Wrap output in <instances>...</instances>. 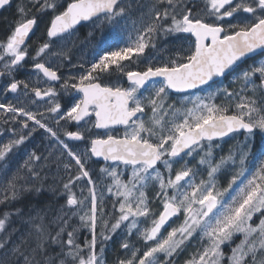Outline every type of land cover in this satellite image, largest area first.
I'll list each match as a JSON object with an SVG mask.
<instances>
[{"label": "snow or ice", "instance_id": "1", "mask_svg": "<svg viewBox=\"0 0 264 264\" xmlns=\"http://www.w3.org/2000/svg\"><path fill=\"white\" fill-rule=\"evenodd\" d=\"M199 2L0 0V11L16 9L15 18L7 21L8 34L0 40V77L5 78L0 94H17L16 103H0V110L5 123L20 118L22 128L28 129L27 134L14 133L15 139L0 144V161H5L0 164V205L7 209L0 211V264H105L103 252L122 227L127 236L135 233L142 239L145 247L142 250L123 240L120 247L126 250V257L116 264H172L177 252L194 236L201 247L185 264H264V146L258 149L259 165L253 171L246 166L257 130L264 134V0H204L202 8ZM49 12L47 39L30 57V35ZM134 15L137 19L133 20ZM129 20L134 38L130 35L115 50L101 48L90 67L79 66L82 73H60L53 58H70L56 45L70 41L77 25L91 22L102 28L105 23ZM168 37L188 41L187 54L152 63L146 50L159 53L163 46L158 48L157 42ZM29 58L35 83L17 80L14 75ZM248 60L252 62L241 68ZM140 63L145 64L143 69H139ZM132 64L137 67H130ZM233 73L240 87L235 92L222 89L228 103L213 102L220 89L206 97H185L181 107L169 103V90L185 92L205 85L211 89L214 78ZM41 77L47 85L44 88L38 86ZM112 77L116 83L105 82ZM121 78L125 83L119 82ZM155 78H161L158 87ZM29 93L52 102L47 112L56 114L57 124L61 120L77 125L92 122L94 128L106 130L120 125L123 134L117 137L109 131L103 137H89L85 149L75 152L44 122V113L23 106L21 97L27 98ZM63 96H71L72 102L61 111ZM36 127L56 138L70 158L63 164L67 179L61 177L59 190L48 188L55 193L54 199L64 197L51 216L50 202L35 215L31 206L26 212L18 203L26 195L44 190L42 181L47 177L41 172L46 156L30 152L23 165L8 174L7 157ZM240 130L247 133L245 142L217 159L213 149L218 145L213 141ZM64 135L77 141L86 139L80 130H65ZM194 153L199 156L197 167L190 166L187 159ZM93 157L112 162L100 169L113 181L107 187L109 193L115 190L111 213L99 199L87 167ZM121 164L130 167V178L122 179L123 173L117 171ZM237 165L227 187L220 188L218 174ZM199 166H204L207 178L197 181ZM22 171L26 175H21ZM246 172L243 186L234 190L233 185ZM27 177L41 183L29 185ZM149 185L156 188L153 199L160 202L162 211L151 207ZM224 193H229L227 199L221 198ZM14 203L18 205L15 208ZM181 215L178 227L162 232L170 219ZM13 217L21 227L13 226ZM149 223L150 227H142ZM84 230L88 236L82 237ZM238 235L241 239L233 244ZM225 245L229 247L227 255Z\"/></svg>", "mask_w": 264, "mask_h": 264}, {"label": "flooded vegetation", "instance_id": "2", "mask_svg": "<svg viewBox=\"0 0 264 264\" xmlns=\"http://www.w3.org/2000/svg\"><path fill=\"white\" fill-rule=\"evenodd\" d=\"M242 16L247 17V14H242ZM226 19H229V18H226ZM93 26H94L93 23H88V24L80 26L79 28L75 30L74 35L70 38V41H61L58 45H56L58 50H63L64 52L67 53V56L70 58L67 60L53 58L54 63L59 64L60 73L63 74L64 76L76 75L78 73H82L84 69H87L88 67H90L91 63L95 60L101 48L115 50L117 46H123L124 43L128 41V40L123 41V39L122 40L119 39L120 37L109 38V37L90 36ZM8 31L9 30L6 29V31L3 33V36L0 35V40L6 37V34H8ZM179 35L183 37V36H187L188 34H179ZM46 39H47L46 36H36V37L31 36L29 38L28 43L31 45L29 49L30 57L35 55V48L37 47V45L39 43L44 42ZM161 46H163V50L160 51L159 53L151 49L146 50L145 56H152L153 58L152 63L154 64H159L160 62H166L170 58H175L177 53H179L180 55L187 54L189 42L182 38L177 39L176 37H168L167 39L161 38L157 42V47L161 48ZM251 62H252L251 60H248L245 63L241 64L240 67L245 68ZM32 63L33 62L30 58L27 59L25 62V67L21 68L19 71H17L14 74L15 78L17 80H25V81H28L31 79V82L35 83L37 77L32 68ZM125 63H128V62H125ZM80 65H83L84 69H81L79 67ZM130 67L136 68L137 66L135 64H132L130 65ZM144 67H145L144 63L139 64V69H143ZM234 75L235 73L227 75L223 79L216 81L213 84V87L211 89L208 86H205L199 89H194V90L183 92V93H176L173 90H169L168 99L171 98L172 102H179L180 100L181 101L184 100L183 98L185 97H195L197 95L201 97H206L208 96L210 91H217L226 82H230V80H233ZM43 79L44 78L41 77V82L38 85L41 88H44L47 86L43 83ZM160 79L161 78L155 79L157 87L159 86ZM105 82L116 83L117 81L115 77H112L111 80H106ZM119 82L122 84L125 83L124 78H121ZM4 83H5V78L0 77V88L3 87ZM57 87H59L58 84H57ZM239 87L240 85H237V86L233 85L232 92H235L236 90H238ZM219 92L220 91H217L218 95H219ZM150 93H151V90H149V92H145V95H149ZM16 96L17 94H13V93L0 94V103H5V102L16 103ZM21 99L24 100L23 106L25 108L27 107L26 106L27 103H29V105L33 109L36 107V110H32L33 112L44 113V122L47 123L49 127L53 128V130L57 132V134L64 140V142L68 144V147L70 149L78 153L85 149V147L87 146L89 137L96 138L98 135L103 137L104 134L109 131L111 132V134L116 135L117 137H120L122 136L123 131H124V127L118 126V125L114 126V128L110 130L96 129L93 127L92 122L85 124L83 121L80 122V125H77L75 122L65 123V121L63 120H61L60 123L57 124L56 114H50L47 112V108L52 103L47 97H45L44 99H40L38 97H35L34 94L29 93V96L27 98L21 97ZM32 100H35L34 104L31 102ZM71 102H72L71 96H63V98L60 99V103L62 106L61 111H64L65 108H67ZM229 114H231V110ZM7 116L10 117L11 114L9 113L7 114ZM4 118L5 116L3 114V110H0V144L6 142L9 139H15L16 136L14 135V133L27 134L28 129H23L21 124L19 123V120H17L16 122H11L9 120L8 123H5ZM91 121H94V117L91 118ZM65 130L83 131L85 132L86 139L85 141L72 140L64 135ZM43 131L44 129H42L41 132ZM233 135H237L240 138H244L246 137L247 133H235ZM227 138L222 139V140H215L213 141V144L217 145L219 142L225 141ZM27 147H28V144H27V141H25V143L20 145L18 149H15L16 155L13 154L12 158H10V160H7L8 168H11V167L13 168L15 165H17V162L15 161V156H16V159L19 161L20 165L22 162H24V158H25L24 153L26 152ZM36 147L37 149L39 148V146L37 145ZM213 152L218 154V151H213ZM67 160L69 161L67 153H65V158L61 161L62 168H63V164L68 162ZM4 163L5 161L4 162L0 161V164H4ZM111 164L112 162L110 161L105 162V161H101L93 157L92 160L89 161L87 165V167L91 171L93 180L96 182V188H97V192L99 193V195L102 194V191H103L102 183L104 182V178H103V175L101 174L100 169L105 166L111 165ZM62 168H61V172H62ZM118 168L125 169V172H127L128 174L131 172L130 167L126 168L122 164L119 165ZM62 174H63V177L67 179L64 173ZM125 178L128 179L130 177L126 174ZM102 202L105 205L106 211L111 213L113 211L111 207L112 203H110L109 200H105ZM81 236L82 237L88 236L87 230H84L81 233ZM125 239H127L130 245H135V247L137 248H140L143 250V248L145 247L142 239H140L135 233L132 236H127L122 227L120 230H118V232L113 237V239L108 242V246L105 248L103 252L105 264H116V261L118 259H124L126 257V250L120 247L121 242ZM98 248H99V245H98Z\"/></svg>", "mask_w": 264, "mask_h": 264}, {"label": "rangeland", "instance_id": "3", "mask_svg": "<svg viewBox=\"0 0 264 264\" xmlns=\"http://www.w3.org/2000/svg\"><path fill=\"white\" fill-rule=\"evenodd\" d=\"M204 0H200L199 2V7H203ZM1 14V13H0ZM248 15V14H247ZM132 19H137V17L134 15ZM136 27H140V24L137 23ZM134 37L135 36V31L133 29V25L131 20L125 22L121 21L119 23H114V24H104L102 28H98L95 24L92 27V31L90 36H98V37H120L119 39H123V41H127L129 36ZM38 36V35H37ZM239 85V83L235 82L234 80H230V82H226L224 85L220 87V92L219 95L215 96V99L213 102L217 104H225L228 103V99L224 96L222 89L223 88H228L229 91H232V86ZM194 98V97H192ZM184 99V98H183ZM169 103L174 104L176 107H181L185 105V100H180L179 102H172L171 98H169ZM26 109L28 110H36V107L33 109L29 103L26 105ZM187 107H191V104H187ZM233 111L232 109H230ZM146 113L150 115L148 110L146 109ZM147 118V117H145ZM20 118H18L19 120ZM167 119V117H166ZM33 122L29 121V128H32ZM42 129L40 130L39 127H36V130L31 134V136L26 140L28 147L26 152L24 153V161L27 159V156L30 152L35 151L37 154H40L42 156L47 157V161L45 162V167L43 168V171L41 172V176H46L47 179H44L42 181L44 185V190L48 191L49 186H52L56 189L60 188L61 186V177H63V174L61 172L62 168V160L65 158V153L66 151L62 148V146L58 143L56 138L51 137L49 133H47L45 130L41 132ZM58 135V134H57ZM59 136V135H58ZM60 137V136H59ZM61 140H63L60 137ZM8 141V140H7ZM6 141V142H7ZM64 141V140H63ZM245 142V137L240 138L237 135L230 136L227 138L225 141L219 142L217 145L218 147H214L213 151H218V154L214 152V156L218 159L220 156H226L229 151L235 152L237 149V146L242 145ZM257 142L258 145L264 146V134L260 133L259 130H257L256 135L254 137L253 145ZM65 143V142H64ZM37 146L39 148L37 149ZM253 148V147H252ZM16 150H14V153H10L9 156L7 157V160H10L12 158V155H16ZM50 154V155H49ZM253 154V153H252ZM252 154L249 156V160L247 163V168L249 171H253L258 164L254 162V160L251 159ZM189 160L190 166L197 167V161L199 160V156H197L195 153L191 157H187ZM15 161L17 162V165H15L13 168H8V174L9 176L16 171V169L20 166L23 165L24 162L19 164V161L16 159L15 156ZM4 162V161H1ZM178 167V165H177ZM200 172L199 175L197 176V181L201 178L206 179V171L204 169V166H199ZM238 170V165L236 168H228L227 170L224 171L223 174H218V186L220 188H225L227 187L228 181L231 179V176L235 173V171ZM118 172H122V179H126L125 175L127 174L129 177L131 175V172L128 174L125 172V169L123 168H117ZM161 171H164L163 168H161ZM101 174L103 175L104 182L102 183L103 185V191L102 194L99 195L97 194L99 199L102 201L109 200L110 203L116 201V197L114 195L115 190H113V193H109L107 191V187L111 186L113 181L111 177L105 176L102 172ZM249 172L245 173V176H241L238 180L236 185H233V188L237 189V186H243L242 181H245V178L248 176ZM21 175H26L25 172H21ZM66 179L65 177H63ZM29 185L32 184H40L41 181L35 180L34 178L27 177ZM81 187H84L83 184H80ZM86 192V189H85ZM156 188L153 185H149L148 189V195L150 200H152L151 207L156 210V211H162V205L158 200H154L153 197L155 196ZM172 193V190H169V194ZM233 194V193H232ZM229 196V193H224L222 199H227ZM2 205H0L1 207ZM105 206V205H104ZM143 219V218H142ZM183 221V216H179L175 220H173L171 223H168L165 225V228L162 229V232H166L167 230H170L172 227H178ZM256 222V218L254 217L253 223ZM13 226L15 227H21L19 222L16 220L15 217H13ZM142 227H150L149 224L142 225ZM241 237L238 235L234 237L233 244L238 243ZM150 243V242H149ZM201 247V244L199 243L198 239L196 236H194L190 241L186 243V246L183 251H178L177 254L174 256L172 264H185V261L189 259L191 254L196 251L197 248ZM223 250L226 253V255L229 253V247L228 245L223 246Z\"/></svg>", "mask_w": 264, "mask_h": 264}, {"label": "trees", "instance_id": "4", "mask_svg": "<svg viewBox=\"0 0 264 264\" xmlns=\"http://www.w3.org/2000/svg\"><path fill=\"white\" fill-rule=\"evenodd\" d=\"M0 13H1L0 14V35L3 36V33L6 31V29H8L7 21L13 20L16 16V9H15V7H12L10 9H8L7 11H0ZM51 15H52V13L49 12V13H47V15H44L40 19L39 25L36 28L35 32L33 33L32 37H36L37 35L38 36H46V30H47V27L49 26V20H50ZM5 23L7 25H5ZM259 148H261V146L258 145L256 142L253 145V148H252L253 154L251 157V159L254 160V162H256L258 165L260 162V156H259V152H258ZM68 159H69V161L68 160L67 161L70 162L69 157H68ZM73 171H75V168H73ZM62 173H64V175H65L64 168H62ZM57 190H59V188ZM233 194H234V192H233ZM54 196H55V193H53L51 191L42 190V192L39 195H36V194L26 195L18 203L24 205L26 212L28 211L29 206H31L33 208L32 214L35 215V211L37 209L43 207L46 202H50L52 205V211L49 213V216H51V215L55 214V210L58 207V205L64 203V197L63 196H60L58 199H54ZM16 206H18L17 203H14L12 205L13 208H15ZM6 210L7 209H5L3 206L0 207V211H6Z\"/></svg>", "mask_w": 264, "mask_h": 264}, {"label": "water", "instance_id": "5", "mask_svg": "<svg viewBox=\"0 0 264 264\" xmlns=\"http://www.w3.org/2000/svg\"><path fill=\"white\" fill-rule=\"evenodd\" d=\"M88 23H91V22H82L81 23V25H77V27H76V29L77 28H79L80 26H82V25H85V24H88ZM35 31V30H34ZM32 36V34L30 35V37ZM227 75H229V74H226L225 75V77L227 76ZM224 77H216V78H214V80H215V82L216 81H219V80H221V79H223ZM155 79H159V78H155ZM211 83V82H210ZM206 86V85H205ZM205 86H201L200 88H202V87H205ZM197 89H199V88H197ZM191 90H194V89H189V90H187V91H185V92H188V91H191ZM174 92H176L175 90H173ZM176 93H183V92H176ZM118 126H120V125H118ZM239 132H245L244 130H240ZM236 133H238V132H236ZM246 133V132H245ZM231 134H233V133H231ZM231 134H229V136L231 135ZM228 137V136H227ZM224 138H226V137H224ZM223 138V139H224ZM217 140H220V139H217ZM96 158V157H95ZM96 159H99V160H101V161H103V159L102 158H96ZM176 217H173L172 219H170L169 220V222L168 223H170L172 220H174Z\"/></svg>", "mask_w": 264, "mask_h": 264}, {"label": "bare ground", "instance_id": "6", "mask_svg": "<svg viewBox=\"0 0 264 264\" xmlns=\"http://www.w3.org/2000/svg\"><path fill=\"white\" fill-rule=\"evenodd\" d=\"M5 25H7L6 23H5ZM5 27V26H4ZM45 31V30H44ZM7 35V34H6ZM38 42V41H37Z\"/></svg>", "mask_w": 264, "mask_h": 264}]
</instances>
